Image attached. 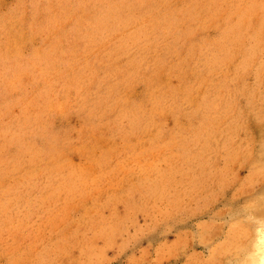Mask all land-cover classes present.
Returning a JSON list of instances; mask_svg holds the SVG:
<instances>
[{"label":"rangeland","instance_id":"1","mask_svg":"<svg viewBox=\"0 0 264 264\" xmlns=\"http://www.w3.org/2000/svg\"><path fill=\"white\" fill-rule=\"evenodd\" d=\"M0 264H264V0H0Z\"/></svg>","mask_w":264,"mask_h":264}]
</instances>
